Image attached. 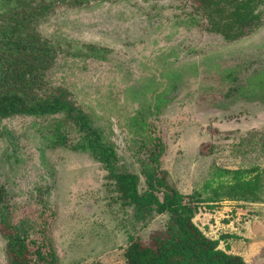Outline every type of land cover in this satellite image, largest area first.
Listing matches in <instances>:
<instances>
[{
  "label": "rangeland",
  "instance_id": "rangeland-1",
  "mask_svg": "<svg viewBox=\"0 0 264 264\" xmlns=\"http://www.w3.org/2000/svg\"><path fill=\"white\" fill-rule=\"evenodd\" d=\"M75 1L36 3L49 6L35 23L50 50L43 93L68 92L114 147L119 171L140 174L139 160L163 151L149 163L194 197L199 229L247 264H264V194L249 201L229 196L213 208L195 203L210 195L204 185L217 169H264V91L249 87L264 71V4L260 18L230 41L211 29L198 0ZM162 93L168 102L157 110ZM62 118H0L6 212L23 218L47 203L55 211L50 237L58 264H125L131 237L149 241L166 229L169 215L147 228L136 223L126 192L104 165L70 147L80 140L73 123L63 131L66 147L48 146L51 123ZM0 264H9L1 234Z\"/></svg>",
  "mask_w": 264,
  "mask_h": 264
},
{
  "label": "trees",
  "instance_id": "trees-1",
  "mask_svg": "<svg viewBox=\"0 0 264 264\" xmlns=\"http://www.w3.org/2000/svg\"><path fill=\"white\" fill-rule=\"evenodd\" d=\"M32 1L0 0V118L63 115L51 123L52 132L44 138L48 146L66 147L68 136L63 131L73 123L80 140L70 147L90 154L104 165L109 178L126 192L136 223L147 228L157 216L169 215L166 229L151 233L149 241L131 237L125 250V264H247L243 257L220 249V241L207 237L193 222L191 199L194 197L178 192L168 183L167 173L158 172L151 165L163 151L150 153L151 164L140 159V174L119 171L114 147L103 140V134L93 127L89 116L73 105L68 92L60 89L56 95L43 93L50 50L48 42H43L36 33L35 23L48 6L34 7ZM88 1L76 0V3ZM197 8L207 12L211 29L230 41L244 34V25L258 19L250 0H198ZM212 15H218L219 19ZM249 87L264 91V71L250 80ZM164 94L156 97L153 107L157 110L168 102ZM131 120L137 130L143 129L144 123L136 122V117ZM142 176L147 189H142ZM1 188L4 189L0 186V234L7 241L9 264H58L50 237L55 211L41 201L40 209L17 218L6 212L8 206L3 204ZM160 191L162 197L157 193ZM203 191L210 195L195 203L206 202L209 208L229 196L241 201L256 200L264 194V169H217Z\"/></svg>",
  "mask_w": 264,
  "mask_h": 264
},
{
  "label": "flooded vegetation",
  "instance_id": "flooded-vegetation-1",
  "mask_svg": "<svg viewBox=\"0 0 264 264\" xmlns=\"http://www.w3.org/2000/svg\"><path fill=\"white\" fill-rule=\"evenodd\" d=\"M38 1H39V0H33V1H32V6L36 7V6H37L36 3H38ZM90 1H93V0H90ZM90 1H88V2H90ZM240 1H243V0H240ZM246 1H247V0H246ZM250 1H251V5H252V8H253V13H254L255 15H257V16H258V19H259L260 16L258 15V11H257V9H258V6H259V5L264 4V0H250ZM85 3H87V2H85ZM75 4H76V1H75ZM44 6H46V5H43V3L40 2V4H39L37 7L40 8V7H44ZM47 6H48V5H47ZM48 7H49V6H48ZM43 14H44V13H43ZM258 19H256V20H258ZM256 20L250 21L248 24L244 25V26L242 27L243 31H244L245 27L251 25V24H252L254 21H256Z\"/></svg>",
  "mask_w": 264,
  "mask_h": 264
}]
</instances>
